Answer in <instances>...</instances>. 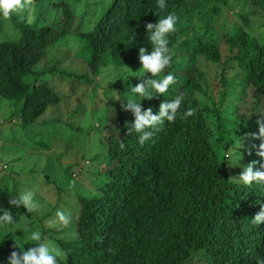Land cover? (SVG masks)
Returning <instances> with one entry per match:
<instances>
[{"label":"trees","instance_id":"obj_1","mask_svg":"<svg viewBox=\"0 0 264 264\" xmlns=\"http://www.w3.org/2000/svg\"><path fill=\"white\" fill-rule=\"evenodd\" d=\"M193 1L197 0H165L166 7L161 9L157 0H110L92 29L79 34L89 49L91 77L107 64H141L139 48L149 52L153 49L146 23H156L169 13L189 18V3ZM247 2L264 13V0ZM55 4L60 6L61 29L18 23V38L0 41V97L19 103L17 115L23 125L33 122L47 105L59 100L46 83L36 82L37 73H31L35 82L25 80L47 45L65 34L71 23L72 10L67 3ZM211 9L207 12L205 35L176 26V31L167 36L168 47L174 53L170 65L156 79L172 73L175 83L163 95L150 90L152 99H134L144 109L151 107L155 114L162 101L182 94L174 122L165 119L163 125L145 129L153 134L141 145L140 133H127L134 116L122 108L127 101L118 98L119 106L109 119L114 134L105 136V159L102 163L97 160L104 167L96 170L101 179L93 184L92 192L77 193L76 222L53 230L55 236H49L67 254L66 258H58L59 264H192L199 258L205 260L204 264H257V260L264 259V223H252L264 204V183L231 181L224 162L225 150L233 140L242 133L259 131L257 121L264 117L256 119L254 113L241 116L235 105L232 122L236 125L223 139L219 129L225 118L220 119L214 103L202 104L193 95L202 90L198 56L216 64L221 73L230 59L239 69L236 74L242 81V96L246 93L251 97L250 104L264 107V42H257L243 28L231 35H216L211 18L219 8L214 5ZM220 44L225 45L224 56ZM219 81L227 86L222 76ZM225 94L223 89L217 104ZM189 107L196 110L195 114L181 118ZM245 150L241 153L244 164L255 160L258 163L254 169L264 170V158ZM17 196L11 191L0 195V215L5 210L11 212L10 226L22 216L23 206L8 202ZM15 243L9 233L1 235L0 264H9L10 253L20 251L14 248ZM34 243L30 241L21 248Z\"/></svg>","mask_w":264,"mask_h":264},{"label":"rangeland","instance_id":"obj_2","mask_svg":"<svg viewBox=\"0 0 264 264\" xmlns=\"http://www.w3.org/2000/svg\"><path fill=\"white\" fill-rule=\"evenodd\" d=\"M60 1L66 2L72 10L71 23L66 26L65 34H59L47 45L42 57L31 66L25 77L26 82H35L31 73H37L36 82L46 83L58 96V102L47 105L33 122L23 125L17 115L19 103L0 97V195L10 191L17 195L31 191L37 205L33 213H28L23 207L22 216L13 225H0V237L9 233L21 247L31 241L27 237L34 230H39L46 240L57 245L49 236H55L53 230L65 227L58 222V210L71 218L66 228L76 222L77 193L92 192L93 184L101 179L97 177L96 170H104V167L99 166L97 160L102 163L105 159V136L114 134V125L109 119L119 106L118 98L122 97L123 102L137 99L139 95L131 92L132 86L153 78L151 73L144 74L141 64H107L98 69L96 77H91L87 63L89 49L79 34L92 29L110 0H33L31 9L22 13L23 19L15 13L8 19L0 17V41L18 38V23L61 29L60 6L55 4ZM214 5L219 8L211 18L216 35H229V32L231 35L243 28L257 42H264V13L252 7L247 0L190 2V17L175 14L178 17L176 26L186 27L188 33L193 31L205 35L207 12ZM224 47L220 44L223 56L226 54ZM175 54L184 55L181 52ZM196 66L201 72L198 83L202 90L193 92V95L202 104L214 103L220 119L225 118L219 129L223 139L232 133L235 105L239 106L241 116L254 113L255 118L264 117V107L260 103L252 105L251 97L246 93L242 96V81L236 74L239 69L232 60H227L222 73L216 64L199 56ZM220 76L226 80L227 86L220 83ZM223 89L225 98L217 104ZM258 132L242 133L225 150L224 162L231 181H240L238 176L246 165L241 153L245 149L252 155L257 152L262 138L258 139L253 134ZM54 221L56 223H51ZM60 236H63V230ZM204 261L199 258L191 263L204 264Z\"/></svg>","mask_w":264,"mask_h":264},{"label":"clouds","instance_id":"obj_3","mask_svg":"<svg viewBox=\"0 0 264 264\" xmlns=\"http://www.w3.org/2000/svg\"><path fill=\"white\" fill-rule=\"evenodd\" d=\"M159 8L166 7L165 0H157ZM33 5V0H0V15L5 19L11 17L13 13L20 15L23 19L22 13L29 11ZM178 17L169 13L164 17H159L156 23L148 22L145 25L146 33L153 45V49L149 52L145 47H140L138 52V59L141 63V68L145 73H151L153 78L144 79L135 84L131 88V92L135 95L143 97L144 99H152L150 90H155L157 94H164L169 86L175 83V77L172 73L164 75L160 79L155 77L160 76L166 67H168L172 60L171 50L168 47L169 41L167 36L169 33L176 31V23ZM183 100V95H177L171 101H162L159 105L158 113H153V109L148 107L144 109L141 102L134 99H129L126 103H122L124 111H131L134 116L131 128L127 129V133L132 131L140 133L139 143L143 145L146 140L152 136L151 131H145L147 128H155L158 125H163L164 120L174 122L177 116L178 109ZM195 109H189L182 115L181 118H186L195 114ZM259 125L258 134H253L256 138H264V119L258 120ZM123 147V145H121ZM254 147H256L254 145ZM251 154V153H249ZM256 155L264 158V141H262L256 152ZM258 161H251L244 170L239 174L238 178L245 185H251L253 182L264 183V170L254 169V165ZM264 169V164H261ZM33 192L25 191L20 193L16 198H10L9 204L26 209L28 213H33L37 205L33 202ZM56 216L58 222L67 227L71 223V218L62 211H57ZM13 216L10 211L5 210L0 215V225L12 224ZM51 223H56L51 222ZM252 223L259 225L264 223V204L261 205L260 211L252 217ZM29 240L36 242L35 246L27 249H22L20 245L15 243L14 248H19L20 251L13 250L9 256V264H59V259L66 258V252L58 245H54L46 240L39 230L31 231L27 237ZM257 264H264V259L257 260Z\"/></svg>","mask_w":264,"mask_h":264}]
</instances>
